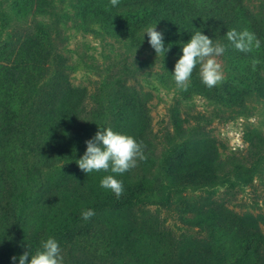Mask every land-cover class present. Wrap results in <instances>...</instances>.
<instances>
[{"label":"rangeland","instance_id":"rangeland-1","mask_svg":"<svg viewBox=\"0 0 264 264\" xmlns=\"http://www.w3.org/2000/svg\"><path fill=\"white\" fill-rule=\"evenodd\" d=\"M73 4L0 0V264L80 229L72 250L60 245L65 264H264V143L252 144L256 131L264 135V98L243 74L253 59L264 70V20L256 28L239 10L238 31L254 32L261 46L239 60L223 54L225 78L203 84L205 95L193 79L176 87L181 35L163 33L171 48L157 56L147 27L133 45L82 23ZM182 4L185 16L203 14ZM245 4L264 18V0ZM116 78L129 89L106 91ZM171 110L184 121L179 131ZM100 126L146 146L147 159L117 177L119 198L100 186L111 172L87 174L76 163ZM87 209L95 215L84 220Z\"/></svg>","mask_w":264,"mask_h":264},{"label":"trees","instance_id":"trees-1","mask_svg":"<svg viewBox=\"0 0 264 264\" xmlns=\"http://www.w3.org/2000/svg\"><path fill=\"white\" fill-rule=\"evenodd\" d=\"M37 1L39 2L40 0H34V2ZM72 1L74 2L73 7L75 16L78 17L82 23H89L90 21L96 23L105 29L108 35L114 36L115 38L131 37L134 39L133 45H138L141 42L142 31L146 27L155 24H157L158 29L163 31L164 34L181 35L182 39H184L182 45L189 41L196 31L201 30L210 38L219 40L221 43L227 45L226 51L223 53L225 56H235L238 57V60L244 55L231 45L227 40L226 33L233 28L237 31L241 30V27H238L239 10L245 8L247 10V15L252 18L254 17V25L256 28H260V22L258 20H264L262 15H257L247 8L245 0H119L118 5L115 7L111 5L110 0ZM183 2H191L198 6L200 12H203V14L201 13V17L199 18V15L188 17V14L185 16L183 14L185 13L183 10L185 6L182 4ZM43 5V2L38 3L35 8L36 11L41 12ZM47 6L50 7L51 3L48 2ZM140 14L144 15V17L140 18ZM187 17L188 19L185 20ZM256 18L258 20H256ZM177 45L178 43H175L174 47H177ZM182 45L179 49L180 53H182ZM55 49L56 47L52 40L48 41V51L54 53ZM57 69V71H60L59 68ZM243 74L245 78L249 80L251 89L256 90L258 96L264 98V70L257 66L255 70L250 69L243 72ZM56 78L58 82L54 91H57L59 87V73L54 77V79ZM191 79L195 80V85L202 93L209 95L207 88L203 85L198 74L192 73ZM125 81L126 80L120 78H116L114 81L111 80V82L106 81L104 88L106 91H110L114 89V85H117V91L123 92L125 89H129L125 85ZM25 85L29 86L30 84L26 82ZM106 91H104V93H106ZM129 99H131L133 103L136 102L142 111L143 103L134 92ZM243 101L244 99H242L240 104ZM241 107H243V105H241ZM170 113L169 121L174 124L176 131H179L184 121L174 110H171ZM50 118L51 116L48 115V119ZM192 129L201 131L202 128L196 126ZM253 139V145L263 144V132L256 131ZM142 204L145 203L142 202L140 205ZM80 230H67L64 233L66 240L60 242V245L66 246L72 250L74 245L73 239L83 232V229Z\"/></svg>","mask_w":264,"mask_h":264},{"label":"clouds","instance_id":"clouds-1","mask_svg":"<svg viewBox=\"0 0 264 264\" xmlns=\"http://www.w3.org/2000/svg\"><path fill=\"white\" fill-rule=\"evenodd\" d=\"M112 6H117L119 0H110ZM149 37L151 47L156 51L157 56L166 54L171 46L165 47L163 32L157 30V24L145 29L144 35ZM227 40L238 51L248 53L254 49H259L261 41L257 35L248 30L237 31L235 28L226 33ZM227 45L219 40H214L203 31H196L189 41L182 45L183 55L178 59L174 69V81L180 90H187L190 84L194 69L199 65V76L202 83L208 88H213L224 80L223 65L220 57L226 51ZM260 63L258 59H253L252 68L256 69ZM86 151L83 156L76 161L79 168L87 174L93 171L111 172L106 175L100 183L104 189L111 190L117 198L124 192L123 181L118 179L119 175L135 168L138 161H144L147 156L144 153L143 141H138L134 136L113 130V128H103L89 140L86 141ZM95 215L93 209L82 212L84 220H88ZM42 248L35 254H30L29 250L19 256V264H65V257L59 242L49 237L42 241ZM31 255V260L28 257ZM13 262L17 257L11 258Z\"/></svg>","mask_w":264,"mask_h":264}]
</instances>
